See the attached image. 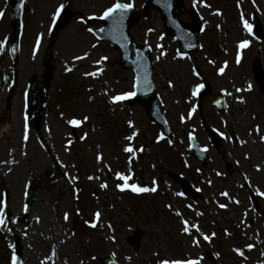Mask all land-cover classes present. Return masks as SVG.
I'll return each mask as SVG.
<instances>
[{
  "label": "rangeland",
  "instance_id": "rangeland-1",
  "mask_svg": "<svg viewBox=\"0 0 264 264\" xmlns=\"http://www.w3.org/2000/svg\"><path fill=\"white\" fill-rule=\"evenodd\" d=\"M55 2L59 0H53ZM87 2V0H84ZM116 0H98L101 6H110ZM236 0H208L212 4L211 10L208 8H202L197 0H185L184 4L187 7V12L182 15L183 19L191 20L193 11L199 12L203 17L201 26L203 28L216 29V30H243L240 28L241 21L244 20L239 12V8H236ZM36 3V2H35ZM257 6L253 5L250 0H247L246 6H243L246 19L250 23H254L251 19V14L256 13L259 17L264 19V0H255ZM49 9L47 10V16L42 14H33V2L27 3V12L24 18V30H25V41H24V51L22 53L21 61L18 68L22 69L19 74V82L10 85L6 88V94L4 96V101L9 100L8 104L9 111L20 110L19 106H23L22 98H18L23 91L27 78L33 73L37 74L40 83L43 82L44 70L48 65L55 66L56 73H54V80L51 83V88L49 91V106L48 114H46V119L44 125L41 127V134L46 136H39L37 142L40 145H36L35 141L32 140L35 137L34 134L29 136L25 140L19 134L21 127V122L16 124L15 118L8 117V122L4 128L9 134L1 139L0 142V164L2 165V171L6 176L2 178L0 184V190L4 189L8 191L9 202L11 208L15 212H20L22 206V200L25 193V188L27 187L28 180L31 178L32 174H35L38 180L39 186L41 187L40 199L37 201V208L32 209V215L42 217L43 223L45 221H52V223H47L45 227V232L48 233L50 230L53 231V237L50 238L48 243L43 244L38 247L37 244L39 240L47 242L46 237L42 234L35 236V233L31 231V228H26L24 224L19 225L15 230L17 234L21 236L26 243L31 244L30 246L36 247L37 251H43L46 254L49 249L50 252H54L55 255L52 256V260L49 264H101L100 258L112 254L117 257L123 264H152L156 260H197L202 258V264H264V202L261 201V210L259 214H255L252 211L249 212L250 216H260V219L254 224H249V218L246 222H243L242 215H233L230 219L231 213L227 206L224 210L220 209V203L215 204L214 199L209 196L212 189H207L205 196L210 198V202L206 200L201 202L197 199L191 197L179 196V187L173 184L167 177L168 172H176L178 174H183L187 180L195 181L199 187L203 185L213 186L212 178H207L204 182L201 181V177L195 172V168L199 165L194 161V159L188 155H183V161L186 160V164L192 166L191 170L183 171V162L181 160L179 151H187L189 148V135L194 134L200 141L202 145H209L208 138L205 136L204 132L195 128L194 120L188 119L192 115V102L194 98L191 96V91L194 87V82L192 77H186V81L176 82L172 81L174 90H170L167 85L164 88V82L168 80L165 78L170 72L166 68V65L160 64L158 71L163 75L160 77L158 82V89L163 94L168 96V101L172 100L178 101V107L169 105V111H174L175 113L184 112L182 115L185 120V125L182 127L179 125L177 120H173L175 126L176 137L173 141H163L160 145L156 141H160V137L156 134V130L152 127H148V118L144 110L140 107H135L134 110L130 111L128 106L122 104L115 107V117L123 118V122L118 130L117 126H114V122L107 120L104 116L102 120L99 113L100 101L107 98H112L121 94L123 90L128 89L130 85L127 84V79L122 80L121 83L114 79V74L118 71L116 69V60L118 54L113 51L109 46H104L101 52H97V55H103L104 57L111 58L110 65L107 67L105 76L103 73L98 75L102 77V80L98 82L87 81L81 77V74H69L68 76H62L59 72L63 68L70 66L72 62V56L82 57L84 51L91 49L93 54L98 48V44L92 36L82 37L79 35L73 39L72 30L79 26L75 22H72L66 31L61 34V37L57 43L59 44L60 51L58 57H54V49L50 52L51 55L46 51L45 46L42 49L41 54L38 59L34 61L32 56L35 54V46L37 40L41 43L43 39L40 37L37 39L35 32L32 30H40L41 26L50 22L52 18L51 12H53L55 5L57 3H47ZM89 7H92L88 4ZM93 5H97V2H93ZM198 7V9H196ZM242 8V9H243ZM198 10V11H197ZM219 10V12H217ZM0 11L5 13L4 17L0 19V40L5 34L10 31L9 25V7L5 0H0ZM262 19V20H263ZM208 29V30H209ZM137 33L136 36L142 40L147 39L151 44L161 43V31L163 29V21L157 14H148L146 18H143L136 25ZM32 31V32H30ZM81 31V30H80ZM34 33V34H33ZM44 37V35H43ZM39 43V45H40ZM87 47V48H86ZM100 46L99 48H101ZM1 49V48H0ZM104 49V50H103ZM84 53V55H85ZM48 58L46 59V55ZM92 54V53H91ZM96 56V55H95ZM116 56V59H115ZM37 58V55L34 56ZM82 61H88L85 57L81 58ZM95 63L90 59L89 65H94ZM118 66V65H117ZM114 68V69H112ZM245 68H247L245 66ZM125 72H122L124 74ZM120 74V75H122ZM230 78H235V76L230 74ZM22 79V80H21ZM92 79H96L92 76ZM174 79V78H172ZM97 80V79H96ZM21 81V82H20ZM228 83V79H226ZM236 85H243L241 80L235 82ZM63 87L67 88L66 98L60 99L62 104H56V99L54 97L55 93L62 90ZM99 88V89H98ZM243 93L245 97L242 101V107L239 109L241 113L237 115L238 124L236 125V131L239 133L237 135L236 141H243L242 144L250 145L248 148L242 149L236 146V142L232 141V136L235 132V124L226 125L227 131H224L227 137V144L223 148L218 150H211L210 154L218 155L219 157L229 155L239 158L241 166L237 165L234 174L242 171L250 172V175H255L252 166L259 165V172L264 176V143H257V134L264 137V95L260 90L259 86L247 90L244 88ZM100 90V91H99ZM188 96V103L185 104V98ZM18 102V104H17ZM232 102V101H231ZM230 103V100H229ZM60 105V106H59ZM206 105V104H205ZM18 106V107H17ZM179 108V110H177ZM107 109V108H106ZM251 109V111H250ZM262 112L258 115L257 110ZM50 112V115H49ZM60 113H65L61 116ZM254 113V118L252 117ZM109 117L113 120L114 116L112 111H109ZM134 116L135 129L139 130L141 128L140 143L143 145L145 155H141L137 159H141L140 164H143L147 168L146 173L139 175L140 183L139 186L151 189L155 187L157 190L155 192L147 191L148 195L142 197L143 193H136L133 196L120 195L117 192L116 179L118 178L117 173H121L122 170L125 171L128 168V158L124 152V145L128 144L127 134L128 128L124 122L126 119ZM177 119L178 115L173 114ZM87 116L88 120H83ZM214 116V115H211ZM79 119L83 122L80 128L77 129L79 140L77 143L71 146L72 151L66 147L64 141L70 128L65 123V120ZM224 117H214L212 119L213 124L221 128V121ZM224 120V119H223ZM247 124V126H246ZM257 126H259V133L256 131ZM47 128L51 129V134H47L44 130ZM66 129V131H65ZM248 132L253 137V143L246 142V137ZM6 133V132H5ZM26 133V132H25ZM38 135L36 132H33ZM67 133V134H66ZM130 134V133H129ZM148 137V139H147ZM181 139V142L177 141ZM18 140V142H17ZM157 142V143H156ZM264 142V139H263ZM35 144L37 147L33 146ZM243 146V145H242ZM253 149H250L252 148ZM174 148L179 149L175 151ZM13 149V152L8 154L9 150ZM143 152V151H142ZM249 154L253 158L249 162L243 161V156ZM255 154H260L258 157ZM80 155V156H79ZM79 156V161H84L85 174H90L92 179L86 178L87 176L82 173L83 187L85 199L84 202H80L78 207L85 205V209H81L84 214V220L86 224L90 225L88 222L95 216V212L92 210L95 206L102 207L99 219L100 222L96 224L98 230L96 231L94 227L86 229V231H81L80 225L77 222L79 219L74 218L75 215V205L72 202L69 195V185L66 182L67 178H62L63 172L66 176L75 178L76 170L73 166V159ZM102 156V159L99 157ZM185 158V159H184ZM60 160L61 169L58 167L54 160ZM170 159L171 163H168ZM178 159V163L175 161ZM134 160V157L132 158ZM232 163L231 161H229ZM233 164V163H232ZM211 167L220 166V162H212L209 165L208 170ZM80 167V165H79ZM11 169V170H10ZM80 169V168H79ZM225 170V168L221 167ZM51 171V173H50ZM2 172V173H3ZM207 171L204 170V175L206 176ZM10 173V174H9ZM30 173V175H28ZM9 174V176H7ZM69 174V175H67ZM86 176V177H85ZM164 179V183L161 180ZM211 183H208V181ZM264 186V178L262 179ZM107 183L108 187H101L102 184ZM155 185V186H154ZM253 186H255L252 183ZM226 186L231 189L234 194L240 193L244 195L245 185L242 183V176L238 174L229 181ZM221 187L219 190H226L227 187ZM97 195H94V192ZM264 192V187L260 192ZM100 194V196H98ZM242 195H240L242 197ZM96 197V198H95ZM133 197V198H132ZM95 198V200H94ZM241 200V206L248 203L247 198L238 199ZM36 203V202H35ZM40 203V204H39ZM94 204V205H92ZM132 205V206H131ZM169 205L171 207H169ZM36 206V205H35ZM128 206H131L129 208ZM191 206V207H189ZM190 209H189V208ZM244 209V208H243ZM228 210V211H227ZM227 211V212H226ZM223 212L226 215H230L229 219L226 220L220 217ZM2 213V210H1ZM65 213H69V219L65 220ZM200 213V214H198ZM262 213V214H260ZM94 219V218H93ZM92 220V219H91ZM187 220L189 222L188 227L190 231L185 233L182 229L185 227L183 221ZM94 221V220H93ZM241 224L248 234V239H244L243 236L240 237L241 230L239 231L237 225ZM73 225V226H72ZM193 225H198L197 228L192 227ZM44 226L41 224L38 230L40 231ZM7 230L8 237L12 238L14 233ZM217 229L228 230L232 233L231 239L227 240L225 235L219 234L218 240L212 236L211 242L204 239V235L211 236ZM133 231L144 232L141 246L136 251L132 249L126 242L127 236H131ZM59 235V237H58ZM55 237V239H53ZM2 237L0 236V242L2 243ZM198 240L199 243H194ZM241 242V243H240ZM4 243V241H3ZM3 250L5 249L4 244ZM239 243V244H236ZM253 245L251 249L247 248V245ZM36 245V246H35ZM237 245L244 251L245 255L235 256V251L233 246ZM213 250L215 253H220V255H215L216 258L206 259V253ZM212 252V251H211ZM8 254L6 252L0 253V264ZM197 262V261H196ZM198 264V263H197Z\"/></svg>",
  "mask_w": 264,
  "mask_h": 264
},
{
  "label": "snow or ice",
  "instance_id": "snow-or-ice-1",
  "mask_svg": "<svg viewBox=\"0 0 264 264\" xmlns=\"http://www.w3.org/2000/svg\"><path fill=\"white\" fill-rule=\"evenodd\" d=\"M197 2H201V0H197ZM203 2L206 4V6L210 7V5H207L206 0H203ZM253 3H255V0H253ZM21 6H23V5H21ZM132 7H133L132 4H129V3H121L120 0H116V3H114L111 7H108V8L103 12V16H104L105 18L111 17L114 13L117 12V10H119V11L121 12V14H123L124 12H126L128 9H130V8H132ZM63 9H64V5H60V8H59V10L55 13V16L58 17V16L60 15V12H61ZM217 12H219V10H217ZM4 15H5V13H4L3 11H0V19H2V18L4 17ZM81 19L83 20V17H81ZM243 24H244L245 29H246L248 32H252V30H253V26H252V25H251L246 19L243 21ZM89 31H92V29H89ZM39 43H40L39 40H37V43H36V48H37V49L39 48ZM249 44H250V41H249V40H243V41L240 42V45H239V46H240L241 49H243V48H245L246 46H248ZM85 55H87V53H85ZM180 55H181V56H184L185 54H184V53H180ZM81 58H82V57H76V59H81ZM107 59H108L107 57H103V58H101V60L96 61V63L99 64V63H101L103 60H107ZM239 62H240V57L238 56V57H237V63H239ZM226 64H227V62H225V65H226ZM69 70H70V69H69ZM102 71H103V69H97V70L94 71V72H91V73H85V75L96 76V75H98L99 73H102ZM224 71H225V68H224V67H221V68L219 69V72H220L221 74H223ZM195 74H196L197 76L200 75V73H199L198 71H196ZM171 83H172V82L169 81V84H170V85H171ZM134 87H137V88L139 87V78H137V80H136V84L134 85ZM250 87H251V85H249V88H250ZM203 88H204V84H202V83H201V84H197V85L195 86V88L193 89L192 94H193L194 96H195V95H199L200 90L203 89ZM135 95H136V92H135V91L126 92V93H123V94H121V95H117V96L112 97V100H113V101H120V100L125 99L126 97H132V96H135ZM237 99H242V98L238 97ZM194 111H195V108L192 109V112H194ZM88 119H89V117H87V116H85V117L83 118V120H85V121L88 120ZM82 122H83L82 120H79V119H76V118H73V119H70V120L67 121V123H69V124H71V125H79V124H81ZM128 123H129L130 126L133 125V122H132V121H129ZM256 131H259V126H257ZM136 134H137L136 132H133L132 136L127 137V139H128V140H132V139H134V137H135ZM221 135H224V133H221ZM160 138L163 139V135H161ZM24 139H25V140L28 139V135H27V133H25ZM261 139H264V137H262ZM69 143H71V142H69ZM241 143H243V141H241ZM125 151H126V152H133L134 149H133L131 146H128V147L125 148ZM140 151H143V147L140 148ZM99 158L102 159V156H100ZM257 169L259 170V165H257ZM10 170H11V169H10ZM117 176L120 177V178H122V179L125 181V183L117 185V187H119L121 190L129 189V188H130V189H131L133 192H135V193H144V192H147V191L155 192V191L157 190L155 187H152L151 189H148V188H146V187H141V186H139V185H137V184H128V183H126V182L130 179V177L127 176V175H124L123 173H117ZM69 178L71 179V177H69ZM89 179H92V177H89ZM208 183H211V181L209 180ZM101 187L107 188L108 185H107V183H104V184L101 185ZM180 195H183V193H180ZM221 195L227 197V196H228V193H227V192H223V193H221ZM236 202L239 203V201H236ZM219 206H220L221 208H226V207H227V205H225V204H220ZM169 207H171V206L169 205ZM189 207H191V206H189ZM198 214H200V213H198ZM100 215H101V213H100L99 211H97V212L95 213L96 220L99 219ZM37 219H39V218H37ZM64 219H65V220H68V219H69V213H65V215H64ZM96 220H94V221H89L88 223H89L92 227H95V226H96ZM4 223H5L4 216H3L2 213H0V225H3ZM183 223H184L185 227H184L182 230H183L185 233H188V232L190 231V228L188 227L189 222H188L187 220H184ZM192 227H195V228H197V230H199V226H198V225H193ZM8 230L11 231V229H8ZM226 231H227V230H226ZM215 235H216V233H212L211 236H209V235H205V236H204V239H205V240H210V239L212 238V236H215ZM194 243H199V241L196 240V241H194ZM246 247L249 248V249H251V248L254 247V246L251 245V244H249V245H247ZM235 251H236L237 253H239L241 256H244V255H245L244 251H243L242 249H240V248H236ZM53 255H55L54 252H53ZM18 260H19V258H18L15 254H13L11 264H18ZM19 264H23V261H19ZM160 264H197V262H196V261H192V260H189V261H181V260L168 261V260H162V261L160 262Z\"/></svg>",
  "mask_w": 264,
  "mask_h": 264
},
{
  "label": "water",
  "instance_id": "water-1",
  "mask_svg": "<svg viewBox=\"0 0 264 264\" xmlns=\"http://www.w3.org/2000/svg\"><path fill=\"white\" fill-rule=\"evenodd\" d=\"M120 11L117 12V14ZM127 13V12H124ZM130 20H128V16L125 15L123 21L121 22V30L118 33H114L112 36H110V39L115 45H121V43H126L127 37H126V29L129 25Z\"/></svg>",
  "mask_w": 264,
  "mask_h": 264
}]
</instances>
